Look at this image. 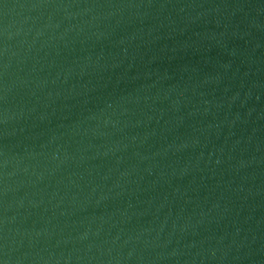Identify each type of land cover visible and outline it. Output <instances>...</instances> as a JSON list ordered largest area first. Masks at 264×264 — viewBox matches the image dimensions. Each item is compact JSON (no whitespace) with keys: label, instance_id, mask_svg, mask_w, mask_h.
I'll return each mask as SVG.
<instances>
[{"label":"water","instance_id":"water-1","mask_svg":"<svg viewBox=\"0 0 264 264\" xmlns=\"http://www.w3.org/2000/svg\"><path fill=\"white\" fill-rule=\"evenodd\" d=\"M0 264H264V0H0Z\"/></svg>","mask_w":264,"mask_h":264}]
</instances>
